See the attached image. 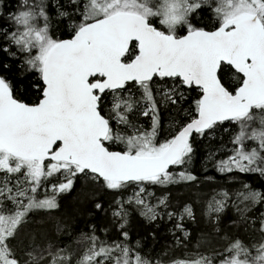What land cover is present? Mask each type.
<instances>
[{"label":"snow or ice","instance_id":"snow-or-ice-1","mask_svg":"<svg viewBox=\"0 0 264 264\" xmlns=\"http://www.w3.org/2000/svg\"><path fill=\"white\" fill-rule=\"evenodd\" d=\"M0 264H264V0H0Z\"/></svg>","mask_w":264,"mask_h":264},{"label":"trees","instance_id":"trees-1","mask_svg":"<svg viewBox=\"0 0 264 264\" xmlns=\"http://www.w3.org/2000/svg\"><path fill=\"white\" fill-rule=\"evenodd\" d=\"M200 163H201V157H197V160L195 162L196 167L199 168L200 167ZM253 183L254 184H259V180H256L255 178H253ZM186 191V190H183ZM205 191H208V189H205ZM77 205L76 202L73 198H69L67 201L64 202V212L68 213V214H75L77 212ZM85 226V224L83 222L79 223L77 225L78 228H83ZM161 243H171V239L167 238L166 234H165V238L161 240ZM196 244V241L193 240L192 244L189 246L191 249H194ZM158 250V249H157Z\"/></svg>","mask_w":264,"mask_h":264}]
</instances>
